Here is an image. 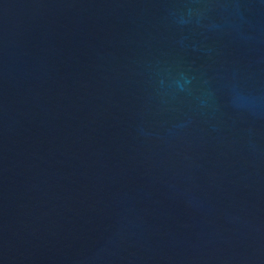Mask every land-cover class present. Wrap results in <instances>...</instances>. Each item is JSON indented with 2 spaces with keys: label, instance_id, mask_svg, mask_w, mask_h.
Segmentation results:
<instances>
[{
  "label": "water",
  "instance_id": "95a60500",
  "mask_svg": "<svg viewBox=\"0 0 264 264\" xmlns=\"http://www.w3.org/2000/svg\"><path fill=\"white\" fill-rule=\"evenodd\" d=\"M0 264H264V0H0Z\"/></svg>",
  "mask_w": 264,
  "mask_h": 264
}]
</instances>
